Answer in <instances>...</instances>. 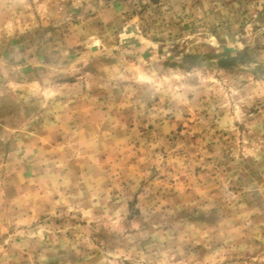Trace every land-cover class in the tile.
Returning a JSON list of instances; mask_svg holds the SVG:
<instances>
[{
    "label": "rangeland",
    "instance_id": "obj_1",
    "mask_svg": "<svg viewBox=\"0 0 264 264\" xmlns=\"http://www.w3.org/2000/svg\"><path fill=\"white\" fill-rule=\"evenodd\" d=\"M0 264H264V0H0Z\"/></svg>",
    "mask_w": 264,
    "mask_h": 264
}]
</instances>
